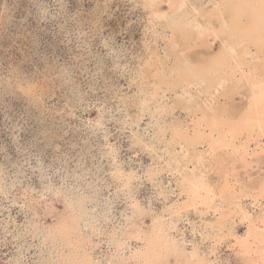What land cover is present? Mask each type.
<instances>
[{"label": "rangeland", "instance_id": "374dc122", "mask_svg": "<svg viewBox=\"0 0 264 264\" xmlns=\"http://www.w3.org/2000/svg\"><path fill=\"white\" fill-rule=\"evenodd\" d=\"M168 1L0 0V264H144L135 250L155 216L166 218L167 236L187 253L214 264L252 258L239 241L249 222L258 224L264 198L250 197L244 184L264 180V154L246 166L231 150L210 147V138L173 140L172 129L189 138L202 111H244L252 93L239 72L230 78L224 61L236 57L226 48L246 51L241 68L255 65L260 74L264 47L246 40L247 16L230 17L237 0H216L218 10L210 0H185L174 14ZM188 19L219 28L216 38L201 37ZM217 58L219 73L229 74L225 93L216 69L206 68ZM184 168L202 170L215 191L228 180L244 193L176 214ZM129 174L136 179L124 188ZM70 215L74 223L58 230ZM187 258L178 249L163 257L164 264Z\"/></svg>", "mask_w": 264, "mask_h": 264}, {"label": "bare ground", "instance_id": "6f19581e", "mask_svg": "<svg viewBox=\"0 0 264 264\" xmlns=\"http://www.w3.org/2000/svg\"><path fill=\"white\" fill-rule=\"evenodd\" d=\"M155 1L156 0H149V3L151 4L155 3ZM252 1L255 2V4L252 3ZM209 2L213 4L215 3L213 6L214 7L213 10H218L216 0H210ZM184 3L185 0H169L168 7L174 14L176 12L183 11L182 6ZM193 12L196 15H199L200 13L199 9H195ZM251 12L252 15H250ZM185 14L180 15L178 18H180V20L182 18L185 20ZM230 17H232L234 23L239 21L242 17H246L247 18L246 24H248L245 27L248 36V39L246 40H248V42L249 41L252 42V44H254L257 47H264V0H256V1L237 0L235 3L234 12L230 15ZM175 20L176 19L174 18V21ZM188 20H189L188 25L190 26V29L197 30V33L201 35V37H203L204 39L210 36L216 38L219 32V28H217L216 26H211L212 25L211 23L210 26L199 24L198 22H196L197 19L196 21L195 20L193 21L191 19ZM221 23H222V27H221L222 30L225 27V19H223ZM184 24L186 25L187 23L184 22ZM234 26H236V24ZM226 29H228V26L226 27ZM230 36L236 39L235 32H232ZM244 43L243 45H245ZM233 47L234 45L230 44V46L226 48V51L228 52L227 56H229L230 53L232 57H236L235 62L230 63V60L227 62L224 61L225 62L224 64L226 65L224 66L223 61L221 60L220 61L222 62V65L224 67H227V69H229L230 71L229 74L231 76V77L229 76L230 78L232 79L235 78V75L236 76L238 75L236 73L239 72L238 79H244L249 84L252 95H251V99L248 102V107L244 109V111L236 115L229 113L228 110L223 107H222L223 109H219V108H216V110L214 109L210 115L206 114L205 111L204 112L202 111V113L199 114V116L197 114V117L195 119L194 133L192 137L187 138V136H185L184 134V131L180 127H173L172 131L174 133L173 135L174 137L172 139L176 140V136L178 137V139L182 137L181 139H184L188 141L190 144H193L196 142L204 141L205 139L207 140V138H210L211 139L210 147L214 145L216 146V148H227L231 150L230 152L235 155V158L237 159L238 157V159L247 166L250 163L256 162L260 154H264V142L262 143L260 142V139L264 136V72L260 74L255 72L256 71L255 65H253V68L251 67H249L248 69L241 68L246 64L244 57H246L247 52L246 51L237 52ZM202 52L203 50L201 51V54ZM195 56L197 57V55ZM205 56L207 57V54ZM220 61L219 58L214 59L211 64L206 65L207 66L206 68L209 70L208 74H210V70L215 71L216 69L218 73L217 75L218 78H222L221 81L219 80L217 82V84L218 86L222 87L224 84L223 82H225L228 79L225 76L229 74L219 73V71H221ZM184 77H186V74L185 75L183 74V78ZM239 83H241L240 80H238L236 84ZM186 84L189 85L190 82H187ZM229 89L230 88H228V90ZM228 90L226 89V87L225 88L222 87L223 93L228 92ZM192 99L193 97L192 98L188 97V101H191ZM205 128H207L208 132H205ZM213 133H216L215 137L213 136ZM253 140L257 141V143L253 148L250 149L249 142ZM168 166L171 165L169 164ZM169 170H172V168H170ZM184 170L185 168L183 169V171ZM194 170L195 171H192L191 173H187V172L185 173V171L183 173L179 172L180 179L185 184L184 189L186 191V196L179 206L178 204L175 205L178 206L177 208L174 207V212L176 214H179L181 211H186V208L189 207H192L197 211H200V209H204V208L208 210L211 209V206L216 200V197H218L220 200L225 202L227 196L235 197L237 194L239 195L244 193L242 191L243 189H240V191H235L232 188V184L228 180L224 181V184L219 188V191H215L214 187L211 186V184H209L207 178L205 177V173L202 170H198L197 168H194ZM174 171L171 172L173 173ZM116 172H118V169H116ZM135 179L136 177H133L129 174L124 179L126 181L123 183V187L124 188L128 187L129 182H133ZM245 188L246 191H248L247 194L253 199L254 198L257 199L258 197L264 198V180L260 183L258 188L257 187L250 188L249 186L244 184V189ZM229 203L233 204V202H229ZM130 205L131 208L135 210L136 214L141 215L144 212V210L142 209V207L140 206L137 200H133ZM171 207L172 206H169V208ZM262 214L263 215L258 218V224L249 222L245 236L239 241V248L242 254H244L248 258L252 257L250 258L251 260L248 259L247 264H264V208ZM168 215L171 216V212L168 213ZM69 217H70L69 220H64L57 225L58 230L62 229V231H64V229H68L70 225H72V222L74 223L75 220L74 217L71 215ZM165 219L166 218L164 216L161 217L155 216L154 218L151 219L152 231L150 233V236L147 238L145 245L143 246V250H135V258H137L139 262L141 259L144 260V264H164L165 262L163 257L167 256L168 253L171 251L177 252L178 249L180 255L188 257L187 258L188 263L191 262V258H193L196 260L195 262L197 264H214L212 261H209L205 256L200 255L195 249L187 253L186 249L177 248V246H175V244L172 242L173 240H171V238H169L166 234V230L169 229V226L166 223ZM76 235L78 238V243L83 241L82 240L83 238L81 237L82 234L79 230H76ZM114 237L115 236L112 235V238ZM135 239H139V238L135 237ZM115 243H116V247L121 249L122 243H120V240L117 239ZM170 245H174L173 248ZM16 248H18V246ZM187 260L185 264H188Z\"/></svg>", "mask_w": 264, "mask_h": 264}]
</instances>
